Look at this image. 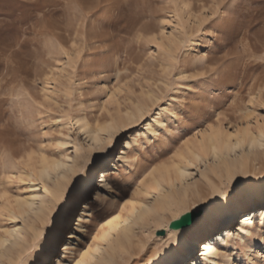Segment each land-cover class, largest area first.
<instances>
[{"label":"snow or ice","instance_id":"6c2138e0","mask_svg":"<svg viewBox=\"0 0 264 264\" xmlns=\"http://www.w3.org/2000/svg\"><path fill=\"white\" fill-rule=\"evenodd\" d=\"M196 7H199L198 0L182 4L185 10ZM241 7L251 13L264 8V0H231L230 4L229 0H211V4L203 8V12H210L211 16L196 13V31L191 35L183 31L182 42L162 49L159 56L148 52L139 73L145 91L139 93L136 103H127L120 118L112 119L103 133L96 132L95 136L86 138L89 147L77 149L74 169L68 172L64 163L51 161L47 171L63 169L64 175L58 181L61 186L57 195L45 208L43 230L33 238L24 264H84L81 249L92 237L95 226L113 214L119 206L117 202L123 201L134 189L139 192L138 182L143 184L141 177L145 173L151 176L165 166L157 163L162 158L183 161L180 167L173 165L180 179L173 184L169 176L156 189L142 193L146 201L141 208L146 210L149 220L159 217V208L166 213L170 211V229L164 231L168 225L160 220L161 231L153 233L157 225L144 227L142 220L135 227L137 235L147 232L152 238L137 243L130 233L113 237L100 264H264V168L220 164L221 154L216 145L222 137L211 139V146L205 148L192 145L189 136L205 125L212 128L208 122L212 116L217 122L223 119L216 113L235 112V105L229 101L240 99L244 84L264 82V51L254 48L244 34L246 31L255 33L264 25L248 29L236 11ZM161 23L169 25L171 21L164 19ZM217 23L222 28L215 27ZM95 31H102L101 26H96ZM160 35L166 33L160 32ZM149 42L160 46L154 37H149ZM46 47L52 57L73 59L70 50L59 41L50 40ZM70 47L76 49L77 43L72 42ZM112 48L107 42L95 48L97 63L92 69L98 83L91 87L95 89L92 95L97 109L100 102L108 105L113 101L104 82L127 75L126 71H118L122 54L113 52ZM75 56L80 57L81 52L76 51ZM149 61H158V64ZM60 62L56 60L57 64ZM237 65L242 71L253 73L255 79L247 82L229 79ZM64 67L76 71L71 63H65ZM55 71L59 73L60 69ZM46 79L56 80L55 92L51 84H45V90L38 92L34 99L23 89L10 90L7 104L16 127L32 137L41 149H52L48 156H41L48 165L50 157L70 159L64 151L57 150L68 149L71 140L57 131L68 120L56 102L63 95L59 90L60 77ZM255 100L253 95L249 101L253 107ZM80 108L77 102L78 114L87 115V111ZM259 114H264V105ZM78 123L83 132L87 121ZM195 135L199 138L206 132L196 131ZM41 136L48 139L42 141ZM228 138L233 139V133H229ZM177 144L181 147L174 152ZM257 146L264 150V131L243 145L235 143L229 149V160L238 155L242 147L251 151ZM214 160L217 163L212 182L195 184L191 196L173 190L182 189L184 181L191 186L194 178L202 180V173L208 171ZM0 161L6 167L19 163L10 161L7 154L0 157ZM48 179L51 180L50 175ZM20 183L32 185L37 181L35 176H24ZM44 191L48 192V188Z\"/></svg>","mask_w":264,"mask_h":264},{"label":"rangeland","instance_id":"374dc122","mask_svg":"<svg viewBox=\"0 0 264 264\" xmlns=\"http://www.w3.org/2000/svg\"><path fill=\"white\" fill-rule=\"evenodd\" d=\"M186 2L190 3L192 0H41L40 3H30L28 0L8 3L7 0H0V157L7 154L10 161H19L7 167L0 161V196H3L0 200V236L4 235L7 229L20 227L18 243L0 247V264H24L25 253L33 238L43 230L45 208L55 198L61 186L58 184L61 176L53 177L51 180L41 176V169L45 165L41 156H48L52 149H41L32 137L25 135L16 127L7 104L9 91L23 89L35 99L38 92L45 90V84H51L53 92L57 90L56 80L49 81L46 79L48 76L60 77L59 90L63 95L56 102L60 104L63 113L67 114L68 120L63 128L57 131H62L65 137L70 138L71 143L68 149L57 151H64L76 158L77 162V149L86 150L89 147L86 140L88 134L85 130L80 131L81 125L78 121L85 120L97 128L106 126L114 118L119 119L126 104L136 103L139 93L145 91L146 86L141 83L139 73L141 65L146 62L148 52L152 51L159 56L162 49H169L182 42L183 31L189 35L196 31L198 23L196 13L211 16L210 12H203V8L211 4V0H198L199 7L190 10L182 8V4ZM236 11L248 29L257 24L264 25V8H257L251 13L242 7ZM164 19L170 20L171 24H162L161 21ZM98 25L102 31H95ZM141 25H144L143 29ZM214 26L222 28L219 23ZM160 32H165L166 35L161 36ZM244 34L250 38L254 48L264 51V28L255 33L246 31ZM149 37H154L160 46L149 42ZM50 40L59 41L61 46L68 48L73 59L69 61L67 57H52L46 47ZM72 42L77 43L76 49H71ZM106 42L113 45V52H121L122 59L118 71H126L127 75L123 78L117 76L111 82H104V86L110 89L109 94L113 95V101L108 105L100 102L97 109L92 95L95 89L91 86L98 82L95 81L92 65L97 63L96 46H102ZM76 51L81 52L80 57L75 56ZM57 59L61 61L59 64L56 63ZM65 63H71L76 71L65 68ZM148 63L158 64V61ZM57 68L60 69L59 73L55 71ZM253 75L251 72L242 71L237 65L229 79L247 82L249 79H255ZM253 95L256 97L254 107L249 104ZM77 102L81 105L80 111L86 110L87 115L78 114ZM229 104L235 105V112L230 114L227 111L218 112L216 115L222 116L223 119L217 122L215 116H212L208 121L213 125L212 128L205 125L204 128L189 133L192 145L209 146L211 135L214 134L225 136L229 133L242 134L247 129L257 133L264 129V114H259L261 106L264 105V82L244 84L240 99L229 101ZM88 105L93 107L87 108ZM196 131H205L206 135L196 138ZM35 135L36 133H32V136ZM40 138L42 141L48 139L43 136ZM180 147L181 144H177L173 151ZM53 159L61 158L50 157L49 162L51 163ZM157 163L167 165L165 168H172L174 164H183V161L162 158ZM213 164L214 161L208 166V171L202 173V180L194 178L188 190L189 196L192 195L195 184L214 180ZM249 164L252 168H264V150L257 149V152H253ZM70 165L72 167L76 163L70 162ZM165 168H158L155 175L159 176L165 172ZM153 175L148 176L145 173L141 177L144 186L152 183ZM9 176H14L15 179L9 180ZM24 176H35L37 183L21 184L20 180ZM186 184L189 182L185 181ZM138 185L140 187L142 184L138 182ZM46 187L49 188L48 192L44 191ZM34 193L45 196L43 204L37 201L39 211L37 208L27 206L24 201ZM131 193L123 201L117 202L119 206L107 220L123 212L121 203L131 197ZM17 197L20 199L17 200ZM139 197L146 199L142 193H139ZM166 216V220L169 221L171 212ZM107 220L95 226L92 237L84 246L96 240L99 227ZM168 229L167 227L164 231ZM158 231H161L159 227L152 229L153 233ZM135 238L138 243L152 237L144 232Z\"/></svg>","mask_w":264,"mask_h":264},{"label":"bare ground","instance_id":"6f19581e","mask_svg":"<svg viewBox=\"0 0 264 264\" xmlns=\"http://www.w3.org/2000/svg\"><path fill=\"white\" fill-rule=\"evenodd\" d=\"M83 127H84L86 133L88 134L87 136H95L96 132L103 133V129L105 126L94 128L92 125L89 124V122H87V124L84 125ZM261 131H264V129H260L259 132H257V133H253V131L251 132L248 129L245 130L242 134L233 133V139H231V140H229L228 134L226 136L223 134L211 135V139H216L218 137H222V140L216 145V147L220 150V154H221V158H220L219 163L220 164H229L230 163L232 165L239 163L245 167H249L250 166V164H249L250 155L253 152H257V149H260L258 146L254 149H251V151H246L242 147L239 151V154L232 156L231 160H229V149L232 148L234 146V144L237 142L241 143L242 145L246 141L250 142L252 139L257 138ZM211 139L209 142L210 143L209 146H211ZM204 146L206 148L209 147L208 145H204ZM206 153L207 152H205V154H204L205 157H206ZM68 156L70 157V159H68L67 161H63L61 159H58L57 161L64 163L67 167V170H73L75 166L71 167L70 162L76 163L75 162L76 158H74L70 155H68ZM216 163L217 162L214 160L213 165L215 166ZM50 165H51L50 162L48 165H44V167L41 169V176L48 178V176L50 175L51 178H53V177L54 178H58V177L60 178V176L62 177L64 175L63 169L60 172L52 171L49 173L47 171V168ZM174 165H176L177 167H180L182 164L179 163V164H174ZM165 166H167V165H165ZM164 168L165 167H163V169ZM164 171L165 172L160 173L159 176H158V174L155 175V173H154V175L152 174L153 175V177H151V178H153L152 183L148 186H144L142 184L139 187V192L133 190L131 193V197L129 196V198H127V200L124 201V203H121L122 207H123V212L119 215H116L112 219H108L104 225L99 227V230H98V233L96 236V240L93 241L90 245H85L83 247V249H81V254H82L84 264H100L101 260L105 257L106 248L111 246V241H112L113 237L124 236V235L129 234V233L133 237L137 236L135 227H136L137 223L142 221V220H143L144 227H148L150 224L151 225L152 224L157 225V227H158L159 221L164 220L165 223H167L168 228L170 229V222L166 220V218H167L166 214L170 211H168L166 213L163 208H159V217L158 218H152L149 220L147 218L148 214H147L146 210L141 208V204L145 203L146 199H142L141 197H139V193L151 192L152 190L156 189L159 186L161 181H164L169 176H170L171 182L173 184H175L180 179L176 167L165 168ZM160 172H162V171H160ZM183 186H184V188L181 190L176 189V188H174L173 190L188 193L190 184L185 185V181H184ZM33 196L42 197V199L39 200L41 202V204L44 203L45 196L42 194H39V193H34L27 200H24V201H26L27 206H30L33 209L37 208V211H39L40 206H37L38 200H33L32 199ZM129 200H131L132 203H128ZM157 207H159V206L157 205ZM157 227H155V228H157ZM19 231H20V227H14L12 229H7L5 231V234L0 236V247L4 246V245L7 246L9 244H13V245L17 244L19 241V237H20ZM106 237H107V239H105Z\"/></svg>","mask_w":264,"mask_h":264},{"label":"clouds","instance_id":"9594fccd","mask_svg":"<svg viewBox=\"0 0 264 264\" xmlns=\"http://www.w3.org/2000/svg\"><path fill=\"white\" fill-rule=\"evenodd\" d=\"M7 2L8 3H13V2H15V0H7ZM28 2H30V3H40L41 0H28Z\"/></svg>","mask_w":264,"mask_h":264},{"label":"water","instance_id":"95a60500","mask_svg":"<svg viewBox=\"0 0 264 264\" xmlns=\"http://www.w3.org/2000/svg\"><path fill=\"white\" fill-rule=\"evenodd\" d=\"M170 227H171V223H170Z\"/></svg>","mask_w":264,"mask_h":264}]
</instances>
